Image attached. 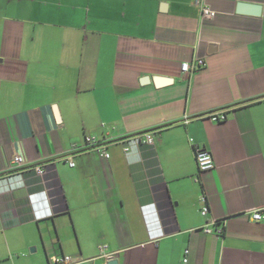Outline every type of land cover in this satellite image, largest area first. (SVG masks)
<instances>
[{"label":"crops","instance_id":"obj_1","mask_svg":"<svg viewBox=\"0 0 264 264\" xmlns=\"http://www.w3.org/2000/svg\"><path fill=\"white\" fill-rule=\"evenodd\" d=\"M203 2L0 0V264H264V0Z\"/></svg>","mask_w":264,"mask_h":264},{"label":"built area","instance_id":"obj_2","mask_svg":"<svg viewBox=\"0 0 264 264\" xmlns=\"http://www.w3.org/2000/svg\"><path fill=\"white\" fill-rule=\"evenodd\" d=\"M203 1L204 0H195L196 3L202 2L201 10H202L203 15L213 16L214 12L210 10L208 7L204 6ZM205 64H206L205 60L199 58L195 62H183L181 64V69L183 72L188 73L194 69L205 66ZM211 115H212L211 118L214 120L225 119V115L223 113H213ZM85 139H86V142L92 143L94 141V138L91 136H86ZM146 139L148 143H151V138L149 135L146 136ZM99 148H101V152L105 156H108V153L104 150L103 146H100ZM194 155H195V163H196L198 175L205 171L211 170L215 166L213 155L211 151H209L208 149L196 147ZM12 162L13 164H15V167H18L24 163V159L21 155H15L12 159ZM69 165L70 166L74 165L71 159H69ZM33 169H35V171L38 172L39 174L43 173V169L40 166H33ZM195 180L197 181L199 180L198 176L195 178ZM201 199H202V202L204 203V206L201 209V213L204 215L208 212V206L205 204L206 203L205 196H202ZM250 217L252 220H256V221L264 220V212L258 209L252 210L250 212ZM217 222H218L217 220L212 221L213 224ZM203 230L207 233L212 231V229H210L207 225L203 227ZM215 231L217 233H221L222 229L217 228ZM188 252H189L188 249H185L183 251V259H182L183 264L186 263L188 260L187 258ZM112 255H113V252L107 251V247L105 245L99 246V257H104L106 260H108L110 257H112ZM50 259H51L52 264H72L73 263V259L70 255H63L61 257L52 256ZM102 264H106V262H103Z\"/></svg>","mask_w":264,"mask_h":264},{"label":"water","instance_id":"obj_3","mask_svg":"<svg viewBox=\"0 0 264 264\" xmlns=\"http://www.w3.org/2000/svg\"><path fill=\"white\" fill-rule=\"evenodd\" d=\"M261 6L260 4H253V3H246V2H238L236 11L238 13H243V14H254L258 15L260 12ZM106 264H117V260L114 258H109L107 260Z\"/></svg>","mask_w":264,"mask_h":264}]
</instances>
